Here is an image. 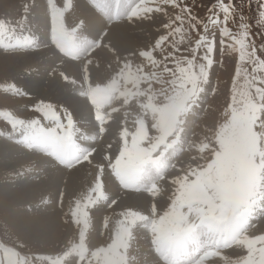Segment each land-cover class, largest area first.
Returning <instances> with one entry per match:
<instances>
[{"label": "snow or ice", "instance_id": "1", "mask_svg": "<svg viewBox=\"0 0 264 264\" xmlns=\"http://www.w3.org/2000/svg\"><path fill=\"white\" fill-rule=\"evenodd\" d=\"M150 3L156 7H150ZM49 4L54 10L51 42L56 49L79 61L85 72L94 63L91 57L98 56L101 49H107L117 59L118 70H113L115 74L107 84L95 87L89 84L81 93L91 97L95 105L94 119L99 122L97 135L107 131L106 121L113 119L112 114L118 115L122 109L138 105L135 114L124 113L125 126L120 132L123 143L114 155V162L111 155L101 156L95 164L94 186L71 210L73 221L83 227L79 230V243L64 256L77 253L79 264H210V257H220L221 249L236 245L246 248L247 255L227 264H264V233L249 234L257 209L264 212V59L248 42L249 27L243 20L237 25L238 35L228 27L235 17L231 0L227 3L217 0L209 9L211 15L207 20L213 26L223 25L221 44L225 37L234 41L232 46H238L239 61L250 63L252 71L249 73L241 64L237 65L224 121L212 131L211 137L205 136L199 143L189 145L197 155L190 157L187 163L177 157L184 151L188 116L204 92L203 85L209 83V72L214 64V37L209 38L208 24L193 16L183 0H139L128 11L129 20L143 19L153 12L163 13L169 5L178 9V13L163 25L169 31L155 40L152 50L124 49L129 53L125 57L121 48L112 42L111 28L107 24L102 25L91 40L80 38L86 19L65 26L63 14L74 7L73 0H64L62 8H57L53 0H49ZM121 8L122 0H115L114 9L105 3L108 20H119ZM215 9L223 13V20ZM200 24L204 33L193 39L190 30H196ZM4 30L5 26L0 24V31ZM177 35L179 40L175 39ZM186 37L190 47L187 55L178 59L176 53L180 52ZM169 41L172 51L157 60L155 51L163 54L164 45ZM201 49L203 55L199 54ZM136 55L145 58L147 63L133 67L131 57ZM167 61L175 68L169 67ZM108 66L111 68V63ZM241 75L246 91H239L237 87ZM63 78L68 80L66 75ZM154 85H159L158 90ZM115 103L120 104V108L113 106ZM105 105L111 108V113L101 110ZM36 108L45 117L54 118V127H45L33 119L27 124L22 143L48 150L59 165L68 168L83 162L93 163L96 150L81 147L73 138L71 113L66 112V122H62L53 105L42 103ZM129 116H132V130L126 126ZM23 124L22 120L11 119L13 128ZM108 148L111 150L112 145ZM174 159L176 163L172 162ZM170 169L178 174L170 178L173 190L163 211L156 202L150 203L147 214L124 207L115 214L119 219L115 221L114 234L108 238L110 242L96 247L89 255L85 244L89 206L100 200L109 208L120 206L125 195L141 191L156 198L165 191ZM106 173L116 180V187L108 196L105 195ZM111 221L112 217L104 216V229H109ZM141 229L148 241V250L143 260H137L130 257L129 250ZM9 264L32 262L18 259L10 260ZM50 264H62V260L57 257L51 259Z\"/></svg>", "mask_w": 264, "mask_h": 264}, {"label": "rangeland", "instance_id": "2", "mask_svg": "<svg viewBox=\"0 0 264 264\" xmlns=\"http://www.w3.org/2000/svg\"><path fill=\"white\" fill-rule=\"evenodd\" d=\"M36 1L37 0H0V24H3L6 29L4 31H0V36H5L8 34V32L9 34L11 32H20V30H22L25 27L28 18H30L29 16L32 15L33 13L32 8L34 7ZM45 1H46L45 3L46 7H43V9H44L45 19L47 20L52 18L53 16L52 14L54 10L49 4V0H45ZM77 1L78 0H73L74 7L66 10L65 11L66 13L64 12L65 15L63 14V17L68 18L69 15V18L73 20V23H71V25L77 23L78 21L76 19L77 15L83 14V12H81L78 9ZM53 2L57 6V8L63 7L64 0H53ZM138 2L139 0L136 1V3ZM224 2L227 3L228 0H224ZM231 2L235 6V17H234V22L229 21L228 27L231 29L233 34L238 35L237 25L243 20V22H245L249 27L250 35L248 37V42L251 43L253 46H255V48L257 49V55L260 56L262 59H264V7H261V5L264 4V0H231ZM183 3L187 4V6L191 9V13L193 16H196L199 20L203 21L205 24H208L207 31L209 34V38L212 39L214 37V45H215L214 54H213L214 64L209 72V83L203 85V88H205L204 92L201 94V97L198 100L197 104L193 106V109L189 113L187 120L186 142L184 144V151L181 153V156L189 155V157H193L197 155V152L194 148H189V145L199 143L202 139H204L205 136L211 137L212 131L220 123L224 121L227 106L229 103H231L232 81L233 78H235L236 76V67L238 64H241V62L239 61L238 46H236L235 48L232 46L234 44V41L225 37L224 43L221 44L220 28L223 27V25L213 26L207 20V17L211 15L209 9L213 8V6L217 3V0H183ZM150 4H149L150 7H156L155 4H151V5ZM90 6L92 7V9H94V11H97L96 9L97 4L91 2ZM26 8L27 11H25ZM165 9H166L165 12L167 11L166 12L167 21L163 22L158 27V32L156 33V35L153 36L151 34H147V36H149L148 38L150 39H149V46L146 50H152V45L154 44L155 40L159 38V36L167 35L169 29H166L163 25L168 23L170 18H174V16L178 13V9H174L170 5L166 6ZM215 11L218 12L220 19L223 20V13L219 12V9H215ZM128 20L129 19L126 16H122L120 18L121 22L117 24L123 25V23H127ZM48 23L53 24V21H48ZM109 23H107L108 26ZM203 33H204L203 24L198 25L196 30H190V36L193 39L198 38V35ZM175 39L179 40V35H177ZM188 47H190V45L187 44V37H186L185 44L180 45V52L176 53V57L180 59L182 58L183 55H187ZM164 48H165V52L163 54H161L159 50L155 51L154 56L157 60L162 59V56L166 55L168 51H172L170 47V41L165 43ZM101 50L99 52L98 57L97 56L93 58L91 57L94 63L89 66L88 68L89 70L85 72L83 69V72H85L84 73L85 80H88L90 78V73L95 68V66H97L96 65L97 63L102 62L104 59H111L113 57V55H111V53L107 49H101ZM37 51L46 52L48 50L43 48L27 49L23 45H16V46L2 45L0 43V55H4V56H0V139H5L6 141L15 144V146L25 149L26 148L31 149L32 151H34L33 148H29V146L25 144L24 146H22L23 145L22 143L23 140L21 139L22 130L23 129L27 130L26 129L27 124L33 119L39 120L40 123L46 124L48 119L53 118L51 115L45 117L43 112L37 110L36 106L42 103L53 105L55 111L59 114L62 122H66V112L70 113L67 107L60 106L59 101L46 97H42V98L37 97L35 96L37 94V91H33L28 88L26 89V87H23L19 83L18 79H16V81L14 82L16 72H11L12 64L8 65V63L10 61L13 63V61H15L16 57L19 54H24L28 52H37ZM54 51H57V49H54ZM199 54L203 55V49L200 50ZM123 56L127 57L129 56V53ZM1 57H6L7 59L6 58L2 59ZM60 59L61 60L59 63H62L65 60H70L66 58V55H64V57ZM131 59L133 62V67L139 64L147 63L145 58H141L138 55L131 57ZM115 60L117 61V59ZM116 61L115 62L112 61L113 64L111 65V68H109V66L107 65V68L103 69L104 77L108 81L115 74L113 70H118ZM121 61L123 64V60L121 59L120 66H122ZM76 63L78 64L80 62H76ZM167 63L169 67L175 68V65L171 63V61H167ZM241 67L246 68L249 73H251L252 71V65L250 63H243L241 64ZM11 75L13 77H11ZM65 75L68 76V80L64 79V84H67L69 82L70 77L73 74L61 72V76H65ZM41 77L44 78L42 75ZM44 80L47 79L44 78ZM141 87L143 88L144 85H142ZM154 87L158 90L159 85H154ZM237 87L239 91L248 90L243 75H241L237 79ZM129 88H131V85H129ZM76 93L78 95H82L81 94L82 91ZM117 104L118 103H115L113 106H116ZM137 107L138 105L133 104L131 108L126 107L124 108V110L125 112H132L133 114H135ZM106 111L108 112L109 110ZM90 114L91 115L89 121L94 124V122H97L94 119L95 112ZM11 119H15L18 121L22 120L24 121V124L18 125L16 128H13L11 125ZM108 123L109 124L106 125L107 128L106 134L104 133H103L104 135L99 134V137L101 136L109 137V133H110L109 129H112V127H114L115 124L112 125L110 124L109 121ZM50 125H54V121L48 122L47 126ZM124 126H125V121L123 116V118L120 121V127H121L120 129L122 130ZM126 126L129 128V130H132V116H129L127 118ZM94 132L97 133V130H95ZM111 132H114L115 134L117 133L116 130ZM110 142H113V140H110ZM31 150L29 152H32ZM97 151L100 150L97 149L96 152ZM102 152L105 155V152L104 151ZM46 153H42V155H40L41 154L40 153L38 156H36V159L45 158L47 156ZM29 154L35 156V153H29ZM177 159L181 161L179 156L177 157ZM177 159H174V161L177 162ZM44 160L49 162L54 167H59L58 169L60 171L61 168L72 171L73 169L79 166L78 165L75 168H68L63 165L59 166L58 163L57 165H53L50 162V160L46 158ZM200 162L203 163V161ZM4 169L5 168L0 167L1 177ZM169 172H176V171L170 169ZM1 177L0 180L2 181L3 179ZM31 179L32 178H30V180ZM34 179L35 178H33V180ZM111 179L114 183H116V180L113 175H111ZM167 188H170V186L168 185ZM171 188L173 187L171 186ZM5 192L8 191L0 188V198H1L0 199V264H9L10 260H18V259L28 260L29 262H32V264H50L51 259H55L57 257L61 258L62 264H79V257L77 253H71L68 256H64V253L68 252L74 244L79 243V230L81 227H83L82 224L77 225L71 217V210L75 208L74 204H72L68 208L67 204L64 203L63 201L62 193L57 194L58 196L56 195L55 199H51L50 195H47L44 198L42 197L41 198L42 200L39 202L40 206L39 204H37L36 208H39V210L41 211H48V212L51 211L54 212V209L57 212V210L59 209L57 215L58 219L56 218L57 219L56 223H54L53 226L54 229L52 228L48 237L44 239H39L36 237L33 238V236L28 235L23 230L24 228H20L17 224H15L14 223L15 221L10 217L13 214L14 210L12 204H10L11 201L8 199V195H7L8 193L6 194ZM139 193L146 194L147 192L141 191ZM49 201H54L55 206L49 207L51 206ZM32 207L33 205L29 206L28 210L31 211ZM89 207L90 208L87 209L89 227L86 231L85 244L86 247L89 249L88 254L90 255V252L94 251L96 247L106 246L105 242L106 241L110 242L108 238L111 234H114L116 226L114 227L113 223L111 222L109 229H104L103 221H101L100 219L105 215L106 212L105 210H108L110 208L107 209V204L103 200H100V202L98 201L96 205H90ZM24 209L27 208L24 207ZM91 215H93V217H95L96 219L93 218ZM252 229L253 231L250 235H259L264 233V222L262 221L257 222V224H254ZM139 238L140 240L142 239V237ZM139 238L136 237L135 240L138 242L140 241L138 240ZM91 241H93V244L91 243ZM134 241L132 242L130 249L131 248L138 249V247L136 246V241L135 242ZM89 243H91V245ZM245 250L246 248H243L244 255H245ZM13 252L16 253L17 255L15 256L11 255V253ZM141 253H142L141 255L137 256L138 257L137 259L142 258L144 252Z\"/></svg>", "mask_w": 264, "mask_h": 264}, {"label": "bare ground", "instance_id": "3", "mask_svg": "<svg viewBox=\"0 0 264 264\" xmlns=\"http://www.w3.org/2000/svg\"><path fill=\"white\" fill-rule=\"evenodd\" d=\"M102 1L104 5L107 3L111 5L113 9L115 8V0ZM135 1L136 0H122V8L120 13L121 17L126 15L128 18L127 13L131 10V8L134 7L133 3H135ZM78 9L83 12L81 16H83L87 21V26L83 28L82 32L81 30H78V32H81L80 38L85 39L90 37V35L92 37V34L96 36L101 26L106 24V19H104L102 14L94 11V9H92L86 0H78ZM32 12L33 13L29 16L30 18H28L25 27L20 30V32H11L5 37L0 36V43L3 45L14 46L23 45L26 48L35 46L47 49L48 51L19 54L13 63L10 61L8 65L12 64V67L10 66L12 68L11 72H16L14 82L16 79H18L19 83L23 87L37 91L38 95L36 94L35 96L54 99L59 101L60 106L67 107L70 113L74 116L75 120H83L81 129L77 130L73 134V138L75 139L76 143L81 147L91 149L92 146H95L98 150H100L95 152V158L93 159L92 164L84 162L82 165H79L72 171L62 168L60 171L58 169L59 167H54L49 162L44 160L46 158L50 160L53 165H57L56 159L53 158L54 156L49 154L48 150L42 149L38 146L29 147L34 149V151H32L31 149L15 146V144H12L5 139H0V167L5 168L4 171L2 170V177L0 176L3 179L2 181L0 180V188L8 191L5 193H8V199L11 201L10 204H12L14 210L13 214H10V217L20 228H24L23 230L28 235L33 236V238L36 237L39 239H44L49 236L54 223H56L59 209L57 212L55 209L54 212L39 210V208L36 207L37 204H39V202L42 200L41 198L50 195L51 199H55L57 194L62 193L63 201L69 208L72 204L76 205V201L82 200L90 188L94 186L95 164L101 159V156L104 155L102 151L105 152V148L107 146L99 144V142L96 140V133L94 132L97 130L98 126L89 122L91 115L90 113L95 112V105L90 102L91 97L78 95L76 92H85L89 84H91L92 87H95L97 84L100 86L107 84L109 81L105 79L103 69L107 68L109 63L112 65L113 62L116 61V57L113 56L111 59H104L102 62L97 63V66H95V68L93 67L94 69L92 68L93 70L90 73V78L85 80V72H83L82 64L76 63L79 61L71 60V58L66 56V58L70 60H65L62 63H59L60 58L64 57V53L60 52L59 50L54 51L55 46L51 42V26H53V24L48 23V21H53V19H45L43 2L41 0L36 1L34 7L32 8ZM166 12H153L148 14V16L143 19L137 17L132 20H128V22L123 23V25L117 24L120 22L119 20L112 22L110 24V27H112L111 40L119 48H121L122 56L128 54L127 51H123L124 49H134L138 51L146 50L149 46L150 39L148 38L149 36H147V34H151L153 36L156 35L158 32V27L163 22L167 21ZM105 16H108V12H105ZM63 19L65 26L69 27L67 19ZM105 43H107V41H105ZM1 58L5 59L6 57ZM61 72L73 74L67 84H64V78L61 76ZM41 75L47 80H44ZM11 77L13 76L11 75ZM73 80H75V83H72ZM115 107L120 108V104H117ZM101 110H109L108 112L111 113V108L107 105H105ZM112 115L113 119L109 120V122L110 124L115 125L112 127V129H109V137H106L105 142L108 143L113 139H115V141L118 140L114 144H111L114 151L110 155L113 156L114 162V155L118 154V148L123 143L122 139L119 137L121 130H118L119 127L117 124L120 123L122 117L124 116V110L122 109L118 115ZM47 124L43 126L54 127V125L47 126ZM107 124H109L108 121H106V125ZM115 130L117 131L116 134L111 132ZM104 134H106V132ZM22 135H25V129H23L21 133V139L23 140L24 138ZM22 146H24V143ZM30 150L32 152H29ZM29 153H35V156H32ZM42 153H46L47 156L45 158L36 159V156L39 154L42 155ZM179 157L181 161H184L185 163H187L190 159L189 155L181 156V153L179 154ZM176 174V172H169V182L165 184L166 186H164L165 191L162 194H158L156 198H153L151 194L147 193H134L132 195H125L123 200L120 201V206H113L110 209H108L109 207L107 206L108 210H105L106 212L104 216L112 217L111 222L115 227V221L119 219L118 215L115 214L122 211L124 207H131L133 210L145 211V214H147L146 210L150 203L156 202L158 208L163 211V209L167 206L168 197L171 195V191L173 190V188H171L172 185L170 183V178ZM30 178H32L31 180H33V178L35 179L31 181ZM168 185L170 188H167ZM115 187L116 183L112 181L111 175L106 173L105 195H111V192L115 189ZM49 202L51 204L49 207L55 206L54 201ZM32 205V210L29 211L28 208ZM24 207L27 209H24ZM262 208H264V206H262ZM263 214L264 212H262L261 209H257L254 217L251 220V224L254 226V224H257V222H264ZM91 216L93 217V215ZM104 216L100 219L101 221H103ZM252 231L253 229L251 227L249 229V234H251ZM136 237H142L143 239L140 240L139 238L138 240L140 241L138 242L134 239L138 249L131 248L129 252L131 257H136V259L138 258L137 256L142 254L141 252H144L142 258L137 259L143 260L148 250V242L146 241L144 230L141 229V231L136 234ZM91 243L93 244V241H91ZM91 243L89 244L91 245ZM243 248L244 247L242 246L232 245L228 248L221 249V256L210 257L209 262L210 264H227L228 261H235L236 259L245 256L243 253Z\"/></svg>", "mask_w": 264, "mask_h": 264}]
</instances>
